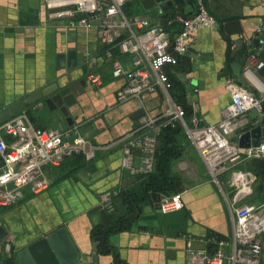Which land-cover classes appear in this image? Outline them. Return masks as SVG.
I'll use <instances>...</instances> for the list:
<instances>
[{
    "label": "crops",
    "instance_id": "obj_1",
    "mask_svg": "<svg viewBox=\"0 0 264 264\" xmlns=\"http://www.w3.org/2000/svg\"><path fill=\"white\" fill-rule=\"evenodd\" d=\"M204 2L217 25L199 30L174 76L183 86L188 105L198 104L201 124L214 125L222 120L223 111L231 102V81L253 90L244 77V54L239 52L233 57L235 45L231 39L237 36H229L226 24L234 22L229 31L241 29V36H250L264 23V9L259 0ZM126 10L156 24L177 13L190 16L196 5L195 1L186 0L185 6L158 13L145 10L139 0H134ZM105 48L96 28H72L65 21L51 19L45 0H0V113L56 83L64 90L86 80L84 90L67 106L68 115L62 112L55 92L8 119L29 110L32 122L41 130L76 129L89 142L90 151L87 163L76 173H68L71 159L66 160L62 166L49 170L52 185L48 190L34 194L27 189L18 204L0 208V238L5 236L16 252L65 227L74 247L65 256V264H114V256L101 254L99 246L97 256L94 255V229L105 226L101 213L94 210L102 205L101 195L107 191L140 189V176L122 168L120 139L137 127L145 114L157 116L164 112L167 99L157 90L120 102L117 93L124 79L113 76ZM70 51H75L80 61L71 71L67 60L58 64V55ZM91 71L102 76L101 87L88 80ZM253 71L264 75L262 70ZM263 118L264 113L256 110L241 117L233 141ZM2 134L7 143L13 142L12 136ZM181 147L182 156L175 161L173 172L183 181L180 195L184 207L162 213L151 198L131 230L113 234L111 244L124 264H186V241L182 235L197 239L218 235L230 242L234 209L264 206V159L247 160L237 167L254 176L248 194L239 198L230 173L216 183L192 142L183 140ZM261 241L264 264V237ZM196 246L204 247L199 243Z\"/></svg>",
    "mask_w": 264,
    "mask_h": 264
},
{
    "label": "built area",
    "instance_id": "obj_2",
    "mask_svg": "<svg viewBox=\"0 0 264 264\" xmlns=\"http://www.w3.org/2000/svg\"><path fill=\"white\" fill-rule=\"evenodd\" d=\"M132 1L45 0L51 19L65 21L72 28L98 30L99 39L107 48L104 55L111 63L113 76L124 79L117 93L120 102L157 90L167 99L164 112L157 116L145 114L137 127L120 139L124 154L122 168L134 176L154 173L160 135L169 127L181 126L213 180L219 184L220 177L230 173L238 197H245L254 176L238 171L237 167L247 160L264 159V143L258 147H240L232 137L241 117L252 110L264 113V75L253 71H264V61L252 55L245 63L244 77L253 90L233 81L229 83L231 102L219 123L202 125L199 106L193 104L189 124L186 109L171 96L170 71L188 53L199 30L214 29L217 19L204 0H194L196 10L190 16L178 13L154 24L141 16H126L124 7ZM259 3L264 9V0ZM88 80L98 87L103 85V78L97 72H89ZM2 133L12 136L13 142L7 143ZM88 146L89 142L76 129L41 130L27 113L4 122L0 127V208L18 204L27 189L34 194L48 190L52 185L49 170L60 167L75 155L89 157ZM137 159L139 164H136ZM118 195L117 191L101 195V204L109 214L115 211L114 200ZM183 207L180 194L162 197V213ZM182 236L186 241V264H261L264 206L245 205L234 209L230 242L218 235L206 239L188 234ZM198 243L204 247H197Z\"/></svg>",
    "mask_w": 264,
    "mask_h": 264
},
{
    "label": "water",
    "instance_id": "obj_3",
    "mask_svg": "<svg viewBox=\"0 0 264 264\" xmlns=\"http://www.w3.org/2000/svg\"><path fill=\"white\" fill-rule=\"evenodd\" d=\"M145 10L149 12L168 13L175 7H181L186 5V0H139ZM234 22L226 24V31L230 37L237 36L231 39L235 45L233 50V57L235 54H244V64L248 58L252 55H256L259 59L264 61V23L259 29H257L250 36H241L242 30L229 31L231 26H234ZM258 52V54H257ZM67 60L68 69L71 71L77 67L80 63L75 51H70L67 54L58 55V64ZM70 81V78L68 79ZM86 84V80L82 79L74 85L66 87L61 90L59 84H54L48 88L35 93L31 97L23 100L7 110L0 113V124L17 115L18 113L25 111L27 107H30L42 98L58 92L57 98L59 105L62 107V112L68 115L67 106L75 102L76 96L79 92L84 90L83 85ZM235 142L240 147H258L264 143V118L254 128L249 129L239 138L235 139ZM153 202L156 209L161 211L162 196L159 193L152 194ZM95 212H100L103 217V224L108 226L111 223L110 215L106 209L101 205L97 207ZM98 243L95 244L94 255L97 256ZM74 250L71 237L65 227L47 235L46 237L34 242L22 251L16 252L12 245H10L5 236L0 238V264H65L64 258L68 253H72Z\"/></svg>",
    "mask_w": 264,
    "mask_h": 264
},
{
    "label": "trees",
    "instance_id": "obj_4",
    "mask_svg": "<svg viewBox=\"0 0 264 264\" xmlns=\"http://www.w3.org/2000/svg\"><path fill=\"white\" fill-rule=\"evenodd\" d=\"M127 5L124 7L126 16H135L128 14L126 10ZM106 49L107 48H105V50ZM116 56H118V54H116ZM176 67L173 71H170V79L173 83L171 96L177 104L186 109V121L190 124L192 109L187 103L181 82L174 76L176 73ZM27 114L33 121L29 110L27 111ZM186 139L189 140L185 130L181 126L165 129L159 137L157 161L154 173L140 176L141 185L139 190L119 193L114 200L115 211L110 213L111 223L108 226L101 225L95 227L93 237L99 244L100 253L113 255L115 258L114 264L124 263L115 254L114 247L111 244V236L116 233L129 231L133 228L135 222L140 217L144 206L151 201L153 193H159L163 197H169L174 194H180L183 189V181L178 174L173 172V166L175 161L182 156L181 143ZM70 159L69 174L76 173L87 163V158L84 154L75 155L67 160Z\"/></svg>",
    "mask_w": 264,
    "mask_h": 264
},
{
    "label": "flooded vegetation",
    "instance_id": "obj_5",
    "mask_svg": "<svg viewBox=\"0 0 264 264\" xmlns=\"http://www.w3.org/2000/svg\"><path fill=\"white\" fill-rule=\"evenodd\" d=\"M1 126H2V125H1ZM1 126H0V127H1Z\"/></svg>",
    "mask_w": 264,
    "mask_h": 264
}]
</instances>
